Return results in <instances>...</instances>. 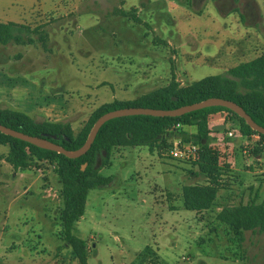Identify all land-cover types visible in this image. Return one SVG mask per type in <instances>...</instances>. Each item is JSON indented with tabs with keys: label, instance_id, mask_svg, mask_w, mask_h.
Returning a JSON list of instances; mask_svg holds the SVG:
<instances>
[{
	"label": "rangeland",
	"instance_id": "rangeland-1",
	"mask_svg": "<svg viewBox=\"0 0 264 264\" xmlns=\"http://www.w3.org/2000/svg\"><path fill=\"white\" fill-rule=\"evenodd\" d=\"M116 9L139 10L150 27ZM0 22L44 26L46 49L40 33L23 34L33 44H0V108L36 121L61 116L53 103L71 110L78 102L99 107L147 94L170 79L172 62L187 86L264 53V43L245 42L238 17L221 14L213 0H0ZM247 46L249 53L230 56ZM121 150L101 170L112 181L89 192L85 215L74 225V235L90 246L87 264H264V235L246 232L241 249L216 218L222 201L205 214L184 207L183 186L203 182L190 174L198 167L164 158V149ZM8 152L0 145V260L42 262L63 244L61 185L48 163L14 170ZM147 247L158 258L142 261L138 255ZM60 256L69 264L65 251Z\"/></svg>",
	"mask_w": 264,
	"mask_h": 264
},
{
	"label": "trees",
	"instance_id": "trees-1",
	"mask_svg": "<svg viewBox=\"0 0 264 264\" xmlns=\"http://www.w3.org/2000/svg\"><path fill=\"white\" fill-rule=\"evenodd\" d=\"M136 11L116 9L114 12L139 25L150 27L139 18ZM43 29L44 26L41 25L31 28L14 22H0V44L7 45L11 41L22 45L33 44L34 41L25 39L23 34L40 33L39 41L46 49L47 43L42 38L45 33ZM170 73L171 79L164 87L133 100H114L97 107L78 132H75L69 123L36 121L27 114L4 108H0V124L27 135L47 138L66 150L75 151L84 145L98 118L110 111L124 108L172 110L210 98H223L243 107L258 125L264 127V53L230 68L225 75L207 76L187 86H182L179 82L174 62L171 63ZM219 114L229 115L244 135L257 134L264 139V135L252 130L245 120L230 110L211 107L180 117L129 116L110 120L101 127L90 150L77 159L38 148L1 132L0 145L9 148L5 160L16 171H26L32 167L40 169L45 163L54 167L61 185L62 199L58 237L64 246L72 249L73 256L80 264H87L90 248L85 240L74 235V225L85 215L89 192L112 181V177L104 176L101 170L111 165L113 152L117 148L148 146L150 150L166 149L171 139L180 136L185 141L199 144L201 160L198 163V175L210 179L213 186H183V205L187 210L199 214L213 208L220 191V188L216 187L220 170L219 154L210 147V140L211 134L217 132L213 130L212 121ZM177 125L181 127L176 128ZM188 127H193L195 132H185ZM99 155L102 156V164L96 169ZM84 164H87V167L82 170ZM216 218L233 233L243 249L246 232L264 235V198L260 203L253 199L246 204L225 205ZM150 254L157 257L151 247H147L138 256L145 261Z\"/></svg>",
	"mask_w": 264,
	"mask_h": 264
},
{
	"label": "crops",
	"instance_id": "crops-1",
	"mask_svg": "<svg viewBox=\"0 0 264 264\" xmlns=\"http://www.w3.org/2000/svg\"><path fill=\"white\" fill-rule=\"evenodd\" d=\"M201 1L202 0H194V4L198 5L201 3ZM213 3L218 8L219 12H221V14H223V15H226L227 18H229L232 15H235L238 17L240 24L246 28V33L241 36V37H243L245 42L251 41L253 39V43H258V44L264 43V35L262 32L264 30V0H213ZM174 4H176V3H174ZM173 6H175V5H173ZM138 11L139 10H137L136 13L139 16ZM143 21L147 23V21H145V20H143ZM226 27H228L227 24H226ZM228 43H230V42H228ZM248 48L249 47L247 46V47H242L240 51L230 50V56H234V57L243 56V55L250 52V49H248ZM228 58L229 57L226 58V54H225L224 59L227 60ZM245 62H247V61H245ZM240 63H242V62H240ZM178 76H179V74L177 73V78H178ZM169 78L171 79V73H170ZM170 79H168L165 82V84L161 87L166 86L169 83ZM149 82H150L149 80H145V81H142L141 83H142V86H148ZM161 87H159V88H161ZM51 105L53 108H55L54 111L59 110V109H63L62 114H60L61 116L60 117L58 116L57 118H55L56 120H54V121L55 122L69 123L75 132L79 131L83 127V125L88 121L91 113L97 108V107L91 105L90 102H88L86 104H82V103L78 102L75 104V106L71 110L59 108V105H57L55 103H53ZM214 119L215 120L212 123L213 130L217 131L219 133L217 134V132H213L211 134L210 147H212V146L216 147L217 151L222 156H224L229 163L231 162V165L233 166L232 167V169H233L232 174L234 176V179L230 185H227L223 188H220V191L218 193V197H217V200L215 202V205H216L217 201H222L224 205L219 207L218 211L219 212L221 211V209L225 206V203H228L227 205H237L240 203L246 204L253 199L257 200V202L260 203L264 198V151H261V149L257 148L254 152L255 153V156H254L255 160H253V164L249 166L248 161L246 158H244V156L242 154V150H241L244 139H234L229 144H227V146H224L223 142L225 140L224 139L225 138V129H223V130L219 129L220 127L224 126V115L219 114V116L217 118L215 117ZM42 121H45V120H42ZM193 133L194 132H189V134H193ZM253 135L254 134L248 135V137L246 139L253 140ZM217 137H219V138H217ZM170 142H171V140H170ZM122 148H124V147L115 149L113 154L116 151L117 152L122 151L121 150ZM230 149L233 150V154H232L231 158L228 157V154L230 152L227 154V152ZM224 152H225V154H224ZM226 164H228V163L226 162ZM10 167L13 168L11 165H10ZM227 168H229L228 165H227ZM197 170L199 172V169H194V173L191 172L190 174H194L196 179L201 178L203 182L200 184H205L206 178L198 175V173H195V172H197ZM238 194H240L239 198L241 201L237 204H234L232 202L231 198H234ZM181 195H182V193H181ZM182 199H183V197H182ZM205 213H207V212H203L201 214H205ZM255 235L260 236V234H255ZM62 247H64V248H62ZM88 247L90 248L89 245H88ZM24 249L26 250V248H24ZM60 249H62L61 252L59 251ZM18 250L19 249L17 246H13L11 248L12 252H16ZM44 251H45V249L43 248L41 253H44ZM64 251H65V253H67V255L69 257V264H80L79 261L73 256L72 249L64 246L63 244L56 247L55 252H52V254L48 256V259H45L42 262H37L34 259L23 260V259L16 258V260H12V259L3 260L2 259V260H0V264H67L66 260L65 259L63 260L62 257L60 256L61 253ZM90 251H91V249H90ZM1 255H3V254H1ZM4 255H12V253L6 252V254H4ZM25 256L28 258L31 257L28 253H26Z\"/></svg>",
	"mask_w": 264,
	"mask_h": 264
},
{
	"label": "water",
	"instance_id": "water-1",
	"mask_svg": "<svg viewBox=\"0 0 264 264\" xmlns=\"http://www.w3.org/2000/svg\"><path fill=\"white\" fill-rule=\"evenodd\" d=\"M211 107H223L230 110L231 112H233L234 114L245 120L247 125H249L252 130H254L255 132L261 135H264V127L258 125L251 118V116L244 110L243 107H241L240 105H238L233 101L226 100L223 98H210L199 103L186 105L172 110L150 109V108H124V109H117L114 111H110L98 118V120L94 123L84 145L75 151L66 150L64 147L48 140L47 138L27 135L1 124H0V132L7 136L29 143L38 148L56 152L58 154H62L70 159H77L85 155L90 150L99 130L105 123H107L110 120L121 117H129V116L180 117L194 111L211 108ZM224 128L225 126H222L219 129L223 130ZM103 156H105V154H103ZM101 164H102V156L99 155L97 157L96 169L101 167ZM86 167L87 164H84L82 166V170H84Z\"/></svg>",
	"mask_w": 264,
	"mask_h": 264
},
{
	"label": "built area",
	"instance_id": "built-area-1",
	"mask_svg": "<svg viewBox=\"0 0 264 264\" xmlns=\"http://www.w3.org/2000/svg\"><path fill=\"white\" fill-rule=\"evenodd\" d=\"M224 126V146H227V144H229L234 139H244L241 148L242 154L244 158L247 159L248 165H252L253 160H255V150L257 148L264 149V139H262L257 134L253 135V140L246 139L248 135H244L239 125L227 114L224 116ZM180 127V125H177L176 128ZM211 148L219 154L218 168L220 170V175L217 179L216 187L223 188L227 185H230L234 179L232 174L233 166L231 165V162L229 163L227 159L217 151L216 147L212 146ZM164 150L165 153L162 155L164 158L183 162L190 166L198 167V163L201 160V146L193 141H185L181 137H175L172 139L168 148ZM227 154L228 157L231 158L233 150L230 149ZM226 162L228 164H226ZM227 165L229 168H227ZM205 185L213 186L211 180L208 178H206Z\"/></svg>",
	"mask_w": 264,
	"mask_h": 264
}]
</instances>
